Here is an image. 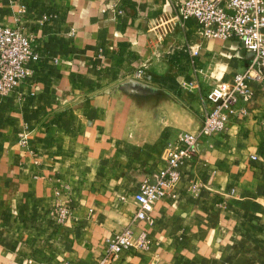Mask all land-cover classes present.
<instances>
[{
	"label": "crops",
	"instance_id": "obj_1",
	"mask_svg": "<svg viewBox=\"0 0 264 264\" xmlns=\"http://www.w3.org/2000/svg\"><path fill=\"white\" fill-rule=\"evenodd\" d=\"M180 0H0L38 59L0 94V264H96L106 238L148 243L113 264H264V89L225 130L201 136L178 181L133 221L135 193L168 148L197 132L204 94L253 60L202 38ZM142 70L145 76H136ZM25 137V143L20 141ZM70 216L58 222L54 209Z\"/></svg>",
	"mask_w": 264,
	"mask_h": 264
},
{
	"label": "built area",
	"instance_id": "obj_2",
	"mask_svg": "<svg viewBox=\"0 0 264 264\" xmlns=\"http://www.w3.org/2000/svg\"><path fill=\"white\" fill-rule=\"evenodd\" d=\"M176 16L196 18L197 32L202 38L237 40L241 48L253 53V60L243 72L235 74L232 82L215 84L204 94L202 101L207 110L201 127L197 132L182 133L176 146L167 150L165 169L142 180L135 193L133 221L149 218L151 206L164 198L168 188L178 181L180 165L194 157L201 136L226 129L231 118L241 111L235 107L236 103L251 98L249 83L255 81L264 89V0H180L176 4ZM37 59L30 36L18 27L0 24V94L14 90L23 82L31 74L30 63ZM136 76L145 74L137 70ZM20 141L24 144L25 137L21 136ZM54 212L58 222L71 214L66 206H58ZM132 236L130 229H123L106 238V249L97 257L96 264H113L129 246L143 248L147 245L144 230H140L134 240Z\"/></svg>",
	"mask_w": 264,
	"mask_h": 264
}]
</instances>
